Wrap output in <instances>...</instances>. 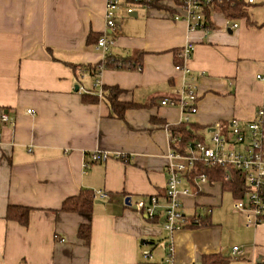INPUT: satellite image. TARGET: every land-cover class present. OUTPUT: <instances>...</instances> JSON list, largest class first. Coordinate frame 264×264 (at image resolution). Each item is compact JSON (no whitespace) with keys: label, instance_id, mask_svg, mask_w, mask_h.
<instances>
[{"label":"crops","instance_id":"crops-1","mask_svg":"<svg viewBox=\"0 0 264 264\" xmlns=\"http://www.w3.org/2000/svg\"><path fill=\"white\" fill-rule=\"evenodd\" d=\"M105 1L0 0V111L15 120L0 124V264H162L170 240L163 208L150 221L133 203L150 195L166 203L170 128L193 126L195 141H206L217 124L253 120L262 102L264 0H241L245 14L238 17L209 6L205 31L174 18L181 12L175 0L163 1L169 10L126 0L109 29ZM103 35L114 39L107 52L97 47ZM107 55L130 57L137 69L87 70ZM184 82L197 95L188 121L178 104H161L178 102ZM105 87L139 106L116 117ZM94 152L110 157L93 161ZM185 188L181 211L199 224L173 232L176 264H201L203 255L218 253L231 264H264V221L246 226L220 180L196 185L188 174ZM83 190L108 196L93 198L90 213L61 209ZM14 206L29 208L26 224L6 217ZM82 224L90 226L88 243L78 236Z\"/></svg>","mask_w":264,"mask_h":264},{"label":"built area","instance_id":"built-area-1","mask_svg":"<svg viewBox=\"0 0 264 264\" xmlns=\"http://www.w3.org/2000/svg\"><path fill=\"white\" fill-rule=\"evenodd\" d=\"M152 0H134L135 3L147 5ZM215 0H179L178 5L181 10L174 16L175 19H183L187 22L190 30H207L204 22V7L213 5ZM241 1V0H240ZM253 0H248L252 2ZM126 0H106L104 19L105 25L113 29L116 25L117 10ZM236 27V24L232 25ZM114 45L113 38L105 35L97 40V47L107 52ZM193 50L191 43L184 46L180 56L186 60ZM177 70L187 72L185 65H175ZM139 69V68H138ZM264 81L260 75L257 76ZM197 95L195 85L191 82H184L181 88L180 98L177 101L164 99L162 105L178 104L182 110L184 119H188L197 111ZM32 114L31 109L26 110ZM14 117L8 111H0V124H14ZM172 148L168 154L166 166L167 181L165 185V205L161 206L158 195H150L147 198H140L133 203L134 209L144 214L145 217L154 221L159 218L160 208H163L162 228L166 232L169 240L167 253L162 264H176L173 258V245L171 237L176 230L186 227L192 223L199 224V220L188 219L181 211V195L187 194L188 189H179L182 180L188 175L194 184H199L208 180L205 172L199 171V167L208 168L222 167L224 173L223 182L233 179V173H240L244 194L235 198L233 207L241 211L244 216L246 226H256L264 221V93L255 118L245 125L237 119H230L224 126L217 124L212 128L208 140L186 142L182 144L179 136L170 135ZM239 145V149H237ZM110 157L107 153L94 152L91 155L93 161H104ZM93 198H105L108 194L97 190L93 192ZM246 199V201L244 200ZM131 202V200H130ZM131 204V203H130ZM238 247H233V253L238 252ZM144 258H150L148 251L143 252Z\"/></svg>","mask_w":264,"mask_h":264},{"label":"trees","instance_id":"trees-1","mask_svg":"<svg viewBox=\"0 0 264 264\" xmlns=\"http://www.w3.org/2000/svg\"><path fill=\"white\" fill-rule=\"evenodd\" d=\"M164 0H152L149 5L150 7L157 9H167L169 7L164 4ZM179 0H175L178 3ZM213 5L218 6V8L227 16V17H238L245 14L243 3L240 0H215ZM208 7H204V14L207 15ZM92 73H99L103 68H121V69H137V64L134 61H131L130 57H121V56H110L107 55L104 60L99 64L94 66L86 67ZM121 90L117 87H105L102 95L111 105L114 115L116 117L122 118L123 112L125 109L138 107L139 105L133 102H120L117 100V97ZM85 100L95 101L97 98L94 96H83ZM193 126H188L181 124L178 127L170 128L172 135H177L181 137L182 142L195 141L193 134ZM199 171H203L207 174L208 178H213L214 180H220L230 191L233 193L235 198L242 197L244 194V186H242V178L240 173L234 172L233 179L228 182L222 181V176L224 169L222 167L208 168L206 166L199 167ZM94 199L91 198V195L86 190L81 191L79 195L67 198L64 200L61 209L67 212H81V213H90L93 205ZM29 208L27 207H10L7 211L6 217L8 219L16 220L21 224L27 223ZM198 224L192 223L191 226H197ZM78 236L85 243H88L90 236V226L88 224H82L78 229ZM201 264H231V258L224 253L218 254H208L203 255L201 258Z\"/></svg>","mask_w":264,"mask_h":264},{"label":"water","instance_id":"water-1","mask_svg":"<svg viewBox=\"0 0 264 264\" xmlns=\"http://www.w3.org/2000/svg\"><path fill=\"white\" fill-rule=\"evenodd\" d=\"M130 14H131V15H135V12H130ZM77 88H78V86H75V89H77ZM211 130H212V129H211ZM128 200H129V198L126 197V198H125V203H126V204H128Z\"/></svg>","mask_w":264,"mask_h":264},{"label":"rangeland","instance_id":"rangeland-1","mask_svg":"<svg viewBox=\"0 0 264 264\" xmlns=\"http://www.w3.org/2000/svg\"><path fill=\"white\" fill-rule=\"evenodd\" d=\"M126 10V12L128 13V11H127V8L125 9ZM237 149H239V145H237ZM245 201H246V199H244ZM163 218V216H161V219Z\"/></svg>","mask_w":264,"mask_h":264}]
</instances>
